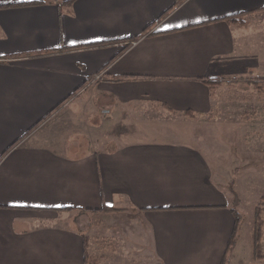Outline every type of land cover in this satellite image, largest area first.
I'll return each instance as SVG.
<instances>
[{
  "label": "crops",
  "instance_id": "crops-1",
  "mask_svg": "<svg viewBox=\"0 0 264 264\" xmlns=\"http://www.w3.org/2000/svg\"><path fill=\"white\" fill-rule=\"evenodd\" d=\"M30 1L0 0V264H84V248L97 264H221L254 159L235 133L229 149L208 138L225 129L218 90L264 78V0L7 7ZM242 249L226 264H258Z\"/></svg>",
  "mask_w": 264,
  "mask_h": 264
},
{
  "label": "rangeland",
  "instance_id": "rangeland-1",
  "mask_svg": "<svg viewBox=\"0 0 264 264\" xmlns=\"http://www.w3.org/2000/svg\"><path fill=\"white\" fill-rule=\"evenodd\" d=\"M227 83L228 82L217 92V108L213 116L215 119L222 120L225 126L224 133L223 136H212V138H208V144H217L224 146V149H229L231 142H234L232 137L235 133V139L239 140V145H242L244 148L249 147V157H253L254 163L252 170H247L245 166L243 168V164L241 166L242 168L239 170L237 197L240 203L238 202L236 206L239 207L241 211L236 213L239 220L234 246L239 239L240 243H242V255H245L244 259L247 258L248 254V256H251L258 264H264V261H262L264 259H256L251 252L256 224V212L258 210H264L261 209L263 204L259 202L261 196L264 195V93H259L252 84L247 82H239L235 86H230ZM257 85L261 84L258 83ZM143 106L147 107L146 104H142L138 109H135V114L142 118L156 116L157 111H159L157 107L153 108L149 106L142 112L141 108ZM66 120L67 127H72L73 118L68 117ZM235 121H238V130L232 133L229 125ZM118 123L117 129L113 131L114 134H118L124 130V122L120 120ZM215 124L217 125V123ZM226 124H228V126H226ZM210 126H213V124ZM97 133V135H100L101 132ZM97 135H95V139L98 141L100 137ZM234 145H236V142ZM244 157H248V153L245 151ZM252 182H255L253 188L251 187ZM237 197L235 196V198ZM109 213H112V211H109ZM261 217L264 220V212ZM262 234L260 251L264 254V230ZM97 238H102L101 234L94 237L96 242L98 240ZM230 254L231 251L229 256Z\"/></svg>",
  "mask_w": 264,
  "mask_h": 264
},
{
  "label": "trees",
  "instance_id": "trees-1",
  "mask_svg": "<svg viewBox=\"0 0 264 264\" xmlns=\"http://www.w3.org/2000/svg\"><path fill=\"white\" fill-rule=\"evenodd\" d=\"M74 0H36V1H30V2H26V3H20V4H14V5H10L7 7H18V6H25V5H37V4H44V3H53L56 5L58 13L61 14L62 12H66V13H71V9H72V4H73ZM179 2V0H178ZM177 2V3H178ZM6 7V6H4ZM150 27L145 29V32L148 31ZM144 32V33H145ZM140 36H136L133 38H127L124 40H120V41H116L115 43H119L122 45V50H125L126 48H128L134 41H136ZM113 42H100V43H95V44H88V45H83V46H76V47H65L60 45L57 49H53V50H44V51H36V52H28V53H23V54H19V55H12L10 57H36V56H41V55H49V54H55V53H64V52H68L70 50L73 49H81V48H89V47H102V46H106L108 44H112ZM117 80H120L119 78ZM245 82L252 84L254 86V88L259 92V93H264V78L260 77V78H245L243 79ZM202 83H204L208 89H210V94H214L217 87L220 86V80L219 79H207V78H201ZM258 83H260L261 85H257ZM161 107L170 110V108L165 105V104H160ZM189 112V111H186ZM187 114V113H186ZM192 116V113H190ZM29 132V131H28ZM27 132V133H28ZM26 133V134H27ZM25 136V135H24ZM19 139H17L12 145H14ZM260 203L263 204V207L261 209H264V195L261 196ZM260 205V204H259ZM106 212L109 211H115L116 209L114 208H104L103 209ZM234 212V211H233ZM264 212V210H258L256 212V224H255V231H254V237L252 240V246H251V252L253 257H255L256 259H264V254L261 253L260 251V244H261V240H262V232L264 230L263 226H264V220L262 219L261 215ZM234 217H235V226L234 229L230 235V238L228 240L224 255L221 259V264H226L227 260H228V256L230 251L232 250L235 240H236V230H237V226H238V216L237 214L234 212ZM85 243V241H84ZM99 261V259L97 257L94 256H90L85 252V248H84V264H97Z\"/></svg>",
  "mask_w": 264,
  "mask_h": 264
},
{
  "label": "built area",
  "instance_id": "built-area-1",
  "mask_svg": "<svg viewBox=\"0 0 264 264\" xmlns=\"http://www.w3.org/2000/svg\"><path fill=\"white\" fill-rule=\"evenodd\" d=\"M101 74H102V73H96V74H94L93 77L88 81V85H92V84H94L96 81H98V80L100 79V77H101ZM88 85H87V86H88Z\"/></svg>",
  "mask_w": 264,
  "mask_h": 264
}]
</instances>
